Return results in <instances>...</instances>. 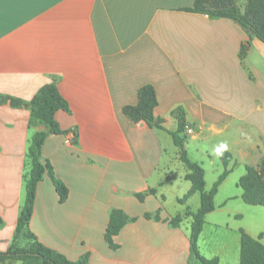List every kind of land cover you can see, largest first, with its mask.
I'll return each instance as SVG.
<instances>
[{
	"label": "crops",
	"instance_id": "0c3cea01",
	"mask_svg": "<svg viewBox=\"0 0 264 264\" xmlns=\"http://www.w3.org/2000/svg\"><path fill=\"white\" fill-rule=\"evenodd\" d=\"M194 2L0 0V96L24 103H0V251L11 245L26 199L30 137L45 129L30 124L27 104L47 83L69 110L56 112L66 133L48 136L43 154L69 194L60 201L47 176L38 184L30 226L42 243L70 260L89 255L87 264H196L186 212L198 210L201 194L183 200L192 182L181 190L189 171L171 134V113L182 106L197 158L187 137L185 148L204 168L207 190L225 169L218 153L233 157L205 218L201 256L240 264L242 230L264 244V206L247 204L239 186L246 165L264 158V42L231 19L185 10ZM148 84L164 129L123 112ZM152 188L143 201L136 196ZM113 209L136 218L114 237L116 248L105 239ZM177 215L183 220L174 227Z\"/></svg>",
	"mask_w": 264,
	"mask_h": 264
},
{
	"label": "trees",
	"instance_id": "16d2710c",
	"mask_svg": "<svg viewBox=\"0 0 264 264\" xmlns=\"http://www.w3.org/2000/svg\"><path fill=\"white\" fill-rule=\"evenodd\" d=\"M190 12L206 14L212 18H227L238 23L246 32L256 36L264 42V0H195L192 7L185 8ZM249 43L242 44L240 57L247 54ZM10 100L15 107L24 103L15 98L0 96V103ZM158 105L157 93L153 85L142 86L138 90V101L134 105H126L123 112L134 122L145 121L150 127L164 129V119L156 117L154 110ZM31 111L30 124L41 123L45 129L35 132L29 140L27 160L30 171L24 175L26 184V199L21 208L16 231L11 245L6 251H0V261H20L22 264H87L89 255H83L78 260H70L63 253L42 243L34 231L30 222L34 212L38 184L49 177L53 182L60 201H65L69 194L67 185L56 176L51 161L43 154V145L51 134H63L64 131L56 120L58 110H69L68 101L60 93L55 83H47L39 88L29 104ZM172 116L178 122L176 131L171 132L174 143L180 149V159L189 171L186 178L192 182V188L184 196L186 200L193 192H200L201 204L196 212L187 211L186 215L192 217L190 234V253L196 264H219L218 258L206 259L201 256L198 249V240L203 230L206 215L214 210V198L219 185L224 181L231 169L228 168L232 160V154L228 151L219 152L225 169L210 190H206L205 170L193 162L185 148V128L187 125L186 113L182 106L172 111ZM239 186L243 189V200L250 205L264 206V158L258 166L246 165V173L241 176ZM155 194L152 188L136 196L143 201L148 194ZM146 217H152L146 214ZM160 219L159 214L155 215ZM136 218L130 217L121 209H113L110 213L109 224L106 229L105 239L112 248H116L114 237L122 228ZM183 220L182 215L170 219L172 226H179ZM3 218L0 216V226ZM240 264H264V244L241 231Z\"/></svg>",
	"mask_w": 264,
	"mask_h": 264
},
{
	"label": "rangeland",
	"instance_id": "374dc122",
	"mask_svg": "<svg viewBox=\"0 0 264 264\" xmlns=\"http://www.w3.org/2000/svg\"><path fill=\"white\" fill-rule=\"evenodd\" d=\"M187 142H186V145L187 144H189V146H190V148H191V152H192V158H197L196 157V154L198 153V148H200L199 147V142H194L193 140H192V136H187V140H186ZM214 157H216L215 159H219V157H217L216 155H214ZM221 158V157H220ZM197 160H199V159H197ZM30 165V164H29ZM28 165V167H27V170L28 171H26L25 172V175H27L28 173H29V171H30V166ZM183 167V166H182ZM182 167H179L178 168V170L179 171H182L184 168H182ZM175 174H177V170H175ZM190 183H191V181L190 180H185V179H183V180H181L180 181V188H181V190H182V188H184V185H190ZM186 188V187H185ZM207 190V189H206ZM170 195H172V193H169ZM170 205V204H169Z\"/></svg>",
	"mask_w": 264,
	"mask_h": 264
},
{
	"label": "built area",
	"instance_id": "2783aa9c",
	"mask_svg": "<svg viewBox=\"0 0 264 264\" xmlns=\"http://www.w3.org/2000/svg\"><path fill=\"white\" fill-rule=\"evenodd\" d=\"M185 135L186 136H193L194 135V129L191 125L187 124L185 128Z\"/></svg>",
	"mask_w": 264,
	"mask_h": 264
}]
</instances>
